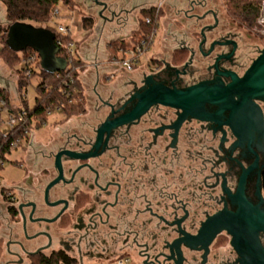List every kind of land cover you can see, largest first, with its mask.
Instances as JSON below:
<instances>
[{
  "label": "flooded vegetation",
  "instance_id": "1",
  "mask_svg": "<svg viewBox=\"0 0 264 264\" xmlns=\"http://www.w3.org/2000/svg\"><path fill=\"white\" fill-rule=\"evenodd\" d=\"M103 1L85 2L99 7ZM219 2L176 0L175 18L188 22L182 35L194 36L198 27V40L184 49L189 58L193 53L192 63L184 67L188 58L179 73L159 67L150 73L156 82L185 89L213 80L219 57L220 72L244 75L260 52L251 43L263 42L264 34L222 16L229 12ZM202 32L207 43L200 48ZM144 78L99 101L94 117L78 118L70 131L29 150L25 178L5 195L0 213V264H244L232 235L215 232L214 220L225 210L237 213L245 172V198L264 212V101L241 110L237 123L215 106H207L214 119L199 120L157 104L100 134L108 118L134 109L130 98L147 89ZM259 242L264 249L263 232Z\"/></svg>",
  "mask_w": 264,
  "mask_h": 264
},
{
  "label": "water",
  "instance_id": "2",
  "mask_svg": "<svg viewBox=\"0 0 264 264\" xmlns=\"http://www.w3.org/2000/svg\"><path fill=\"white\" fill-rule=\"evenodd\" d=\"M109 1L111 0L101 2L102 10L99 12V17H103L104 11L112 9V6L108 4ZM202 37L200 48L207 43L204 32H202ZM54 40L55 35L50 30L33 28L25 23H14L8 34L10 47L17 51L31 48L38 52L44 60H58L59 50ZM216 44L218 42L211 44L209 54L213 52ZM192 60L193 53H191V57L184 67L186 68L191 64ZM220 60L221 57L217 58L213 65V68L216 69V76L213 80L203 81L185 89L170 88L156 82L154 75L146 76L143 84L147 89L143 92H136L130 98V102L135 101L134 109L129 114L113 121L108 118L98 132L102 134L103 132H109L112 128L133 122L157 104L182 111V117L192 116L199 120L214 119L215 116L207 112V106H215L220 109L218 114L225 111L229 112V121L237 123L238 121L235 120L241 110L248 107H257L255 101H264V49L259 52L257 58L253 60L241 77L231 71L220 72L217 66ZM61 61L63 65L57 69L45 70L53 72L64 69L66 63L63 60ZM176 70L177 73L180 72L179 68ZM223 78L228 79L229 82L225 83ZM246 175L247 172L241 179L236 196V202L239 205L237 213H231L227 210L220 213L214 220L215 232L226 230L232 235L233 246L244 264H264V249L259 242V234L264 233V212L260 210L259 206H252L245 198ZM258 195L263 201L260 192Z\"/></svg>",
  "mask_w": 264,
  "mask_h": 264
},
{
  "label": "trees",
  "instance_id": "3",
  "mask_svg": "<svg viewBox=\"0 0 264 264\" xmlns=\"http://www.w3.org/2000/svg\"><path fill=\"white\" fill-rule=\"evenodd\" d=\"M7 8V17L14 23L48 24L52 21L54 10L61 3L73 11L75 4L71 0H0ZM264 0H227L226 7L231 16L235 19H240L245 23L256 25L259 17L261 3ZM162 12L156 15L155 8H148L142 11L141 17L138 20L139 29L131 35L130 41L116 40L109 43L111 51V59L114 61L122 58V52L136 45L156 32L159 25ZM56 17H59L56 16ZM71 17V15H69ZM150 20V23H147ZM95 25L94 18L91 16H82L80 20V31L89 33ZM11 27V26H10ZM10 27L5 30L7 38L5 45L10 56L5 57L7 61L15 59L13 68L21 74L20 97L23 106L19 110L27 112L25 124L19 125L8 131L6 134L0 133V169L4 166L5 156L11 152V146L15 142L20 144L25 143V149L30 143V131L34 126L41 127L46 123L47 117L51 113H58L62 116L63 121H68L71 117L84 114L86 112V98L79 80V71H83L84 66L78 57V47L80 42L75 41L71 33L61 34L57 28H46L55 35L54 43L58 48L57 58L66 63L64 69L57 71H47L45 69L36 72L33 68V62H36L37 54L34 50L27 48L22 51H17L9 46L8 34ZM1 36V27H0ZM87 37V36H86ZM58 41L61 45H58ZM264 42V39H263ZM73 44V48L70 47ZM152 43H149L151 46ZM71 50V51H70ZM119 54L121 56H119ZM2 55V54H1ZM189 58V52L184 49H177L172 55V64L176 67L182 66ZM10 59V60H9ZM154 65L158 62L151 61ZM33 78L37 79V84L34 86L36 99L34 105L29 108L26 104V90ZM5 91L0 89V101H4L8 105V100ZM18 110V111H19ZM8 192L3 190V192ZM6 195V194H4ZM3 248L0 242V256ZM57 261V260H56ZM58 261L56 262V264ZM50 264H55L51 262Z\"/></svg>",
  "mask_w": 264,
  "mask_h": 264
},
{
  "label": "rangeland",
  "instance_id": "4",
  "mask_svg": "<svg viewBox=\"0 0 264 264\" xmlns=\"http://www.w3.org/2000/svg\"><path fill=\"white\" fill-rule=\"evenodd\" d=\"M71 1H73V3L75 4L73 11L69 10L68 8H65V6L60 3L57 6V9L59 10V13H60L59 17L52 18L51 22H49L48 24L42 25L41 28L42 29L52 28V27L58 28L59 26H62L64 28H70L72 32L71 34L73 38L75 39V41H79L80 39L78 37L77 29H78V25L80 23L81 17L84 15L86 11H89V9H90V12L92 11V13H97L98 11H100V6L96 7V6H92V4H87L88 6H92V8L90 7L83 8L80 2L86 3L85 2L86 0H71ZM140 2L156 4L157 0H137L136 3H140ZM226 2L227 0H221L219 4L221 6H224L226 5ZM167 4L171 5L172 0L169 1ZM166 13L167 11L164 12V14ZM220 14L227 19L229 18V20L233 21V19H235L230 14H227L226 11L224 10L221 11ZM53 15H54V12H53ZM69 15H71V17H69ZM259 15H260V11H259ZM239 20L240 19H236L235 21L238 22ZM159 22L160 23H159V27L156 30V36H155L154 42L150 46V48L147 51H145L143 55L140 57L139 62L136 65L137 67L146 65L147 61L151 59L159 49L160 42L162 41L164 33H165L163 21L161 20V18ZM13 24L14 22L10 21L7 17L6 6L0 1V27H1L0 89L5 91L6 93L5 95L7 97L8 106H9V108L8 107L2 108L1 102H0V122L2 124H6L5 127L0 130L1 134H6L10 130V126L8 124L9 117H10V113H9L10 110H13V111L18 110L20 107L23 106V103L20 97V92H19L20 91L19 82L21 80L22 75L19 74L17 71H15V69L13 68V64H15L16 62L15 59L13 60L9 59L10 61L8 62L7 59L5 58V57L10 56L8 54L9 52L7 51V48L5 45V41L7 38V34L5 30H7ZM29 25H31L33 28L39 27L38 24H34V23H30ZM256 26H258L257 21H256ZM197 29L198 27L194 28L195 37L193 36L192 38L194 41L198 40V38L196 37L198 34ZM262 30L264 31V28ZM262 30L260 29L261 33H257V34L260 36L263 35L264 32ZM182 32H180V34ZM251 45H253L254 48H257L258 51H261L264 49V42H261L259 38L257 42L253 41ZM34 53L38 55L36 57V62L35 63L33 62V68L36 72H39L42 69L55 70L61 65H63V62L59 59L58 60H44L42 57H40L38 52L34 51ZM121 69L128 71L126 68L122 66H121ZM81 73L82 72H80V74L78 75L79 80L82 84L83 91L85 92L88 91L87 94L89 95V98H88L89 100L86 101L87 113L73 116L68 121H63L62 116H60L56 112L49 114L45 124H43L41 127H38V128L34 126V128L31 129L30 131L31 140H30L29 145L27 146V149H25V143H22L16 149H12V151L9 154H6L4 166L2 169H0V213L1 215H3V211H4L3 210V206H4L3 203L5 200L4 194L7 195L9 192H12V189L16 188L17 184L22 183L23 179L25 178V175H26L25 171H26V166H27V156L29 154V150L37 149L40 145L46 144L54 133L63 132V131L65 132L68 130L70 131L71 128L75 125V122L78 120V118L95 116L93 114L94 113L93 111H95L96 107L98 106V102H99V98L96 94H98L99 92H102V90L105 88H103L102 86L95 92L96 93L95 94L94 91L92 92V88L94 86L95 80H93V78L91 77L85 78L83 74L81 75ZM88 77H89V73H88ZM36 84H37V79L33 78L26 90V104L29 108H31L35 103L36 93H35L34 86H36ZM84 87H85V90H84ZM117 92L122 93V89H120V91H117ZM114 99L116 100L117 98H114ZM3 190H7L8 192L7 193L6 191L3 192ZM89 264H104V263L92 262Z\"/></svg>",
  "mask_w": 264,
  "mask_h": 264
},
{
  "label": "crops",
  "instance_id": "5",
  "mask_svg": "<svg viewBox=\"0 0 264 264\" xmlns=\"http://www.w3.org/2000/svg\"><path fill=\"white\" fill-rule=\"evenodd\" d=\"M169 1L171 0H166L161 9L163 14L161 20L163 21L165 33L160 42L158 51L147 61L146 65L137 67L136 64L130 71L121 69V66L117 65L114 59H111V51L108 45L116 40L130 41L131 35L139 29L138 20L140 19L142 11L157 7L160 0H157L156 4L144 2L136 3L137 0H111L108 4L112 6V9L110 12L104 13L103 17H99L98 12L100 11L92 13L89 9V11L84 13L83 16H91L94 18L95 25L89 35L88 33L81 32L80 29L77 30L80 39L78 57L84 66L83 71L80 72H82L81 75L83 74L85 78L91 77L95 80L92 92L94 91L95 93L102 86L105 88L102 92L98 94L95 93L99 101L108 100L111 94L120 91V89L127 92L131 91L134 84L139 86L141 84L140 81L144 77L153 75L150 73L155 72L159 67L166 65L176 68V66L172 64V55L174 51L177 49L195 47L192 33H188V37L182 35V33L180 34V32L186 29L188 22L182 18H175V13L179 7L175 5L176 0H172L171 5L167 4ZM80 3L83 8H92V6H88L87 3ZM132 10L134 11L132 12ZM125 11H128V17H126L125 13L122 14V12ZM166 11L167 13L164 14ZM109 13L122 16L119 18L120 20L111 19ZM170 32L175 33L174 36L176 39H171ZM119 56L121 55L119 54ZM153 60L158 62L157 65L151 63ZM87 92L88 91H84L85 97L87 98L86 101L89 100Z\"/></svg>",
  "mask_w": 264,
  "mask_h": 264
},
{
  "label": "built area",
  "instance_id": "6",
  "mask_svg": "<svg viewBox=\"0 0 264 264\" xmlns=\"http://www.w3.org/2000/svg\"><path fill=\"white\" fill-rule=\"evenodd\" d=\"M164 3H165V0H160L157 7H155L156 15L159 13V11L161 10V7L163 6ZM59 14H60L59 10L56 8L54 11V16L56 17ZM147 23H150V20H147ZM257 23L261 29L264 28V1L262 2V5L260 6V15L257 19ZM79 25H80V23H79ZM79 25H78V29H80ZM57 30L61 34L72 33L70 28H64L62 26H59L57 28ZM155 36H156V32L151 34L147 40L142 41L140 43V45H136L134 48H130V49L126 50L125 52H122L121 53L122 58L119 60H116L114 62L117 65L122 66L129 71L132 70L134 68V66L139 62V59L143 55V53L150 48L149 43H153ZM57 43H58V45H61L60 41H58ZM70 47L73 48V44H70ZM0 102H1L2 108H6V107L9 108V106L4 101H0ZM18 110H14V111L10 110V112H9L10 117H9L8 124L10 126V130L14 129L15 127H17L19 125L25 124L27 112L23 109L19 110V111ZM5 125L6 124H2L0 122V130L2 128H4ZM20 145L21 144L18 141L13 143L11 146V151H12V149H16ZM115 264H129V262L127 260H118L115 262Z\"/></svg>",
  "mask_w": 264,
  "mask_h": 264
}]
</instances>
